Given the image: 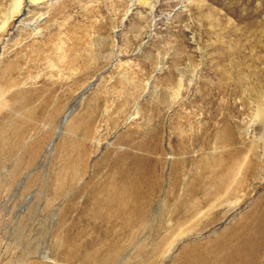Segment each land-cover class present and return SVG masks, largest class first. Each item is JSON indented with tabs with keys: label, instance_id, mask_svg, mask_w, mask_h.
I'll use <instances>...</instances> for the list:
<instances>
[{
	"label": "rangeland",
	"instance_id": "obj_1",
	"mask_svg": "<svg viewBox=\"0 0 264 264\" xmlns=\"http://www.w3.org/2000/svg\"><path fill=\"white\" fill-rule=\"evenodd\" d=\"M32 1L0 0V264H264V0Z\"/></svg>",
	"mask_w": 264,
	"mask_h": 264
},
{
	"label": "bare ground",
	"instance_id": "obj_2",
	"mask_svg": "<svg viewBox=\"0 0 264 264\" xmlns=\"http://www.w3.org/2000/svg\"><path fill=\"white\" fill-rule=\"evenodd\" d=\"M29 2H33L32 0H29ZM252 246H254V244H249V242L247 244H242V249L239 247V254L237 258H234V260H232V264H246L247 262V256L245 255V251L247 248H251ZM236 251V250H235ZM231 252V251H230ZM227 261V260H226ZM223 262L220 261L219 264H221ZM225 264V263H223Z\"/></svg>",
	"mask_w": 264,
	"mask_h": 264
}]
</instances>
